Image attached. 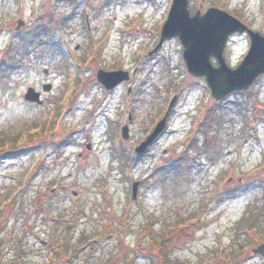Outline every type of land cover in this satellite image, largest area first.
<instances>
[{"label": "rangeland", "instance_id": "rangeland-1", "mask_svg": "<svg viewBox=\"0 0 264 264\" xmlns=\"http://www.w3.org/2000/svg\"><path fill=\"white\" fill-rule=\"evenodd\" d=\"M207 3L238 13L241 19L252 11L258 20L264 18L263 0ZM166 9V0H0L1 68L5 69L1 62L10 52L21 57L23 46L29 51L25 71L19 69L11 78L0 72V103L6 100L0 104V209L7 211L3 203L16 209L19 202H36L44 187L55 188L45 201L59 202L50 211L71 212L73 204L89 203L88 235L98 240L91 264H154L150 230L160 234L167 225L172 228V234L168 232L174 245L169 252L172 264H264V257L249 259L252 247L264 242V88L256 89V94L261 92L257 97L232 95L219 105L223 143L235 136L231 145L242 149L238 155L243 157L236 175L246 174L244 185L236 184L230 197L208 202L206 198L213 195L199 193L201 174L187 178L181 184L183 193L178 194L167 186L166 174L158 171L165 148L202 161L211 156L213 125L208 147L194 139V145L187 147L186 137L194 115L212 114L218 106L203 86L189 80L176 40L167 42L155 59L147 55L153 48L151 27L165 18ZM52 16L54 21L48 23ZM19 18L25 25L16 31ZM41 22L53 27L52 33L31 38ZM100 68L139 72L130 83L107 94L96 79ZM45 69L54 84L49 96L60 102L27 104L23 99L27 87L37 85L42 90ZM170 74L181 85L170 92L185 90L171 121V134L137 161L133 149L142 135L140 129L150 126L174 93L167 89ZM128 85L142 94L138 117L125 141L120 125L129 123L133 111ZM225 157L219 163L224 171L221 189L233 156ZM196 169L197 165L198 173ZM144 178L139 198L132 200V181ZM152 216L156 225L150 223ZM180 216L182 223L177 221ZM255 217L257 226L251 225ZM71 244L78 246L77 235ZM159 259L156 264H166ZM54 264L68 263L57 258Z\"/></svg>", "mask_w": 264, "mask_h": 264}, {"label": "flooded vegetation", "instance_id": "flooded-vegetation-1", "mask_svg": "<svg viewBox=\"0 0 264 264\" xmlns=\"http://www.w3.org/2000/svg\"><path fill=\"white\" fill-rule=\"evenodd\" d=\"M166 3L167 13L165 15V18L153 28L151 27V30L149 32V34H153V36H150V41H152L153 45V48L149 50L150 52L159 43L162 25L170 9L172 8L173 0H166ZM188 7L191 16H194L196 14L203 15L212 7L226 10L217 5H208L207 0H189ZM226 11L229 12L228 10ZM229 13L239 18L246 25V28L237 29L236 31L228 34L226 37L221 35L207 36L206 38L208 39V42L202 45V50H197L196 52L192 53V57L199 64L206 66L208 71L212 70V68L219 67L221 64H226L230 68H236L240 64H242L246 57L250 54L253 41H256L259 46L253 53L252 57H250L251 63L264 64V18L258 20L254 15V11L249 12L246 19H241V17H238V13ZM57 24L59 26V21ZM58 26H54V28H58ZM173 39L178 42V54L180 57V61L184 69L188 73L189 80L194 81L200 87L203 86L202 88L204 92L209 95V98L211 97L212 103L217 104L218 106L216 110H213L212 114L205 115L203 113L201 116L194 115V117L191 119L192 121H194V123L192 122L194 126H192L191 124L192 129L189 133L190 135L186 137L187 147L192 144V139H194V143L195 141H199L207 147L212 145L211 156L209 155V157H205V160L202 161L200 160V157H197L196 155L189 156L185 153L177 154L170 151V149L165 148L163 151L165 159H162L163 157L159 159L158 171H162L166 174L165 180L167 186H169L174 192L178 194L183 193V190H181V184L184 183L187 178H189L190 176L194 177L196 174H201L202 176H200L204 178H201L203 185H200L198 187L199 193L204 194V192H206L207 195L212 194L213 196H209V198L212 199L206 198V200L208 202L215 201L217 203L224 198L226 199L230 197V195L234 193L232 188L236 187V184H238L239 186L244 185L246 178V174H243V171L239 175H236L242 165L243 157H239L238 155L242 153V149H238L236 145H231V143H233V141L236 139L235 136H229L226 142L227 144L223 143V140L226 139L224 138L222 140L223 135L221 132V115L220 113H218L219 105L221 101H225L229 96L232 95H245L250 98L259 96L261 92L256 94V89L264 88V72L260 73L247 89L233 91L222 100L216 99L213 97L212 91L207 84L206 74L197 76L189 72L186 60V45L182 43L178 37L172 38L170 40ZM192 39L193 38H190V40ZM170 40L164 41L158 51H160L161 48ZM150 52L147 55L151 56V59H155V55L157 52ZM28 54L29 51L23 52L21 57L19 59H16V66H14V70H11L10 75H8L9 78L12 77L13 72H16L19 69L25 71L23 66L27 64V62L25 63V60ZM138 72L139 70L137 68L132 71L133 77L131 78V80H134V77L138 74ZM44 73L47 80L43 82L41 86L43 89V86L45 84H50L49 92L40 90L37 85L30 86H33L37 91L40 92L41 97L44 99V103H59L61 100L60 98L53 100L52 97L49 96V93L54 88V84L49 80V77L51 76L50 70H47V72ZM172 75L170 74L168 76L166 84L169 91L168 93H174L172 94L170 99H168L169 97H167L166 101H168V103L166 104L165 110L158 113L157 115H154V120L150 124V126L144 129H140L142 135L139 137L136 146L140 145L147 139V137L155 129L158 122L162 120L167 114L165 126L163 130L158 134V136L148 146L144 153H134L133 157H136L137 161H140L143 157H146L164 136L171 134V121L177 113V106L182 99L183 92L185 91L184 88H181V91L179 90L170 92L172 88H178L181 86L174 81ZM131 80L129 82L121 83L119 86L112 90H105V92L107 94L114 93L120 86L125 83H130ZM153 91L157 94L161 92V90ZM126 92L129 98L128 102L133 107V111L129 112L128 114V125L131 131L133 121L137 119V113H139L140 110L142 92L140 89L138 90V87L135 89L133 85H128ZM174 96H176L175 101L171 109H169ZM25 102L30 105H39L36 102H29L26 100ZM5 103L6 100L3 99L1 100L0 104L3 105ZM153 110H156V106L153 107ZM151 112L149 115H151ZM125 124L120 125V130ZM210 125H213V136L211 138V144L209 145L210 137H208V130L210 128ZM246 129L247 127H245V130ZM244 133H246V131H244ZM201 136H203V139L200 140ZM246 140H248V138H246ZM136 146L134 147L133 152ZM225 156L233 157L229 158V162L227 164V166H230L229 171L227 170L228 172H230L229 179L221 189L220 181L222 176L224 175V171L222 172V170L219 168V163L222 158H226ZM189 157H191L192 159H189ZM195 165H197L198 167V169H196L198 173L194 172ZM261 172L262 178H264V171ZM236 177L238 178V180H235ZM138 180L140 181V191L144 187V183L147 179L144 178ZM262 184L264 185V179L262 180ZM63 188L66 189V187ZM43 189H45V191L41 196H39V199L36 202H19L15 205L16 209L12 207V204L9 208H7L8 204L3 203L2 206L6 208L7 211L5 210L6 212H4L2 211V208L0 209V264H54L57 258H62L63 261L68 264H91L94 245L92 240V233L88 235V224L89 220H91L92 218V211L89 203L86 202L85 206L79 205V203L73 204L75 205V207L73 210H71V212H67L65 211V209L59 212H55L53 210L50 211V209L59 206V202L45 201L47 198L54 195L55 188H49V191L46 190V187H44ZM5 190L6 188L3 189V191ZM179 205L182 207L183 203ZM164 217L165 216H163V218ZM151 218L152 221L150 220V223L153 222L154 225H156V221L154 220L155 218L153 216ZM177 221L182 223L183 217L180 216ZM151 227L153 226L151 225ZM171 230L172 228H169L168 225L164 227L160 234H156L155 231L150 230L152 245L154 246V249L151 251L152 263L154 262V264H156L158 258H160L159 260L161 261H163L162 258H164V263L172 264L173 260L169 252L174 245H172V239L168 235V232L172 234L170 232ZM76 235L78 246L71 244V240L74 239ZM158 237H160L159 240ZM256 257L259 256L252 254L249 259H253ZM179 263L180 262H177L176 264Z\"/></svg>", "mask_w": 264, "mask_h": 264}, {"label": "water", "instance_id": "water-1", "mask_svg": "<svg viewBox=\"0 0 264 264\" xmlns=\"http://www.w3.org/2000/svg\"><path fill=\"white\" fill-rule=\"evenodd\" d=\"M189 0H174L172 9L169 13L167 22L162 30L161 43L165 39L179 36L186 45V60L190 72L201 75L206 74L208 84L212 89V94L217 99H223L229 93L235 90L246 89L252 84L255 78L264 72V64H253L251 58L259 44L253 41L250 54L244 62L236 69L228 67L226 64H221L217 68H212L208 71L206 66L199 64L193 57L192 53L197 50H202L203 44L208 42L207 36L221 35L227 36L237 29H245L246 26L240 20L230 15L224 10L218 8H210L204 15L196 14L190 16L188 9ZM22 21H19V26ZM19 28V27H18ZM190 38H193L190 40ZM161 43L157 48L160 47ZM97 79L107 89H112L119 83L129 80L128 71L116 70L105 71L99 70ZM50 86L45 85L44 90H49ZM25 98L29 101L42 103L40 93L33 87H29L25 94ZM165 126V118L157 125L154 132L144 141L136 152H143L154 138L163 130ZM123 136L128 137V126L123 128ZM90 148V145H88ZM139 182H134L132 185L133 198L137 196ZM253 253L264 256V243L253 248Z\"/></svg>", "mask_w": 264, "mask_h": 264}, {"label": "trees", "instance_id": "trees-1", "mask_svg": "<svg viewBox=\"0 0 264 264\" xmlns=\"http://www.w3.org/2000/svg\"><path fill=\"white\" fill-rule=\"evenodd\" d=\"M45 27H46V26H45ZM43 29H46V28L42 27V30H43ZM35 32H37V33H34L33 36H32L31 38H35V37L37 38L38 36L41 35L40 33H42L41 30H40V28H39V29H36ZM1 70H2V72H4V73L6 72L5 69L3 70V69L1 68ZM0 148H1V146H0ZM255 222H256V217H255L254 220L251 222V225H254V224H255V225L257 226V224H256Z\"/></svg>", "mask_w": 264, "mask_h": 264}]
</instances>
